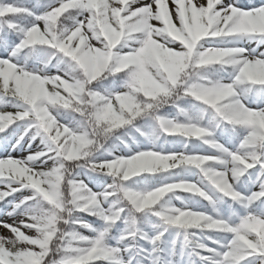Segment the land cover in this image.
Returning <instances> with one entry per match:
<instances>
[{"label": "snow or ice", "instance_id": "6c2138e0", "mask_svg": "<svg viewBox=\"0 0 264 264\" xmlns=\"http://www.w3.org/2000/svg\"><path fill=\"white\" fill-rule=\"evenodd\" d=\"M0 264H264V0H0Z\"/></svg>", "mask_w": 264, "mask_h": 264}, {"label": "rangeland", "instance_id": "374dc122", "mask_svg": "<svg viewBox=\"0 0 264 264\" xmlns=\"http://www.w3.org/2000/svg\"><path fill=\"white\" fill-rule=\"evenodd\" d=\"M3 231V229H0V232H2Z\"/></svg>", "mask_w": 264, "mask_h": 264}]
</instances>
